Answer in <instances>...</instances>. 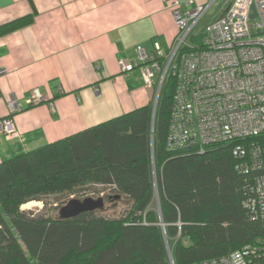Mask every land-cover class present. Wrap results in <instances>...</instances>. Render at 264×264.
<instances>
[{
  "label": "trees",
  "instance_id": "1",
  "mask_svg": "<svg viewBox=\"0 0 264 264\" xmlns=\"http://www.w3.org/2000/svg\"><path fill=\"white\" fill-rule=\"evenodd\" d=\"M30 21L0 25V36ZM174 87L168 72L153 120L147 105L0 162V264H193L264 242V171L238 169L235 143L169 149ZM252 140L264 145V133ZM98 188L129 202L124 214L20 209Z\"/></svg>",
  "mask_w": 264,
  "mask_h": 264
},
{
  "label": "crops",
  "instance_id": "2",
  "mask_svg": "<svg viewBox=\"0 0 264 264\" xmlns=\"http://www.w3.org/2000/svg\"><path fill=\"white\" fill-rule=\"evenodd\" d=\"M190 1L188 9L209 2ZM221 1L211 20L231 2ZM27 17L0 36V116L11 98L22 107L10 114L15 134L0 135V162L152 105L155 84L118 65L137 46L171 52L178 29L162 0H0V25ZM35 89L44 100L27 107Z\"/></svg>",
  "mask_w": 264,
  "mask_h": 264
},
{
  "label": "built area",
  "instance_id": "3",
  "mask_svg": "<svg viewBox=\"0 0 264 264\" xmlns=\"http://www.w3.org/2000/svg\"><path fill=\"white\" fill-rule=\"evenodd\" d=\"M162 1L178 29L171 52L165 55L158 44L153 53L137 46L131 63L119 62L120 73L139 69L147 86L155 84L153 120L162 83L171 72L175 87L167 131L169 149L196 147L200 151L213 144L235 143L238 169L264 171V145L252 140L264 133V0H231L222 15L205 25L202 44L196 47L187 38L217 0L189 9L190 0ZM182 48L189 51L181 53ZM43 100L35 89L25 105ZM8 108L10 113L0 116V135L6 137L15 134L10 114L22 107L11 98ZM256 178L255 200L264 222V174ZM193 264H264V242Z\"/></svg>",
  "mask_w": 264,
  "mask_h": 264
},
{
  "label": "rangeland",
  "instance_id": "4",
  "mask_svg": "<svg viewBox=\"0 0 264 264\" xmlns=\"http://www.w3.org/2000/svg\"><path fill=\"white\" fill-rule=\"evenodd\" d=\"M223 1L218 0L214 6L208 10L204 18L199 22V24L194 28V30L191 32L189 37L187 38V43L193 47L200 46L203 41V35H204V27L205 25L217 15L219 4H222ZM156 74V81L158 79V74ZM155 86V85H154ZM153 99L155 96V92H152ZM153 105V103H152ZM151 105V107H152ZM99 193L93 192L92 190L87 191V193L83 196H77L79 200H82L87 197H91L93 199L96 198H103L104 200V207L100 212H98L100 215L111 217V218H117L120 217L124 212L127 210L129 206V202L124 200L123 198H119L117 195L111 194L108 190L105 188H98ZM62 196V195H61ZM60 195H51L47 202L46 207L43 206L42 203L35 202L28 206V208L23 209V205L21 206V210H31L35 215L39 214H46L50 216H54L58 214L59 207L62 203L68 202L67 199L59 198ZM75 196H70L68 199H77ZM156 200V199H155ZM56 203H53L55 202ZM30 203V202H29ZM25 205V204H24Z\"/></svg>",
  "mask_w": 264,
  "mask_h": 264
},
{
  "label": "water",
  "instance_id": "5",
  "mask_svg": "<svg viewBox=\"0 0 264 264\" xmlns=\"http://www.w3.org/2000/svg\"><path fill=\"white\" fill-rule=\"evenodd\" d=\"M251 17H254V13ZM103 207L104 200L101 197L96 199L87 197L82 200L70 199L66 204L59 208L58 216L60 219H71L82 213L100 211Z\"/></svg>",
  "mask_w": 264,
  "mask_h": 264
},
{
  "label": "bare ground",
  "instance_id": "6",
  "mask_svg": "<svg viewBox=\"0 0 264 264\" xmlns=\"http://www.w3.org/2000/svg\"><path fill=\"white\" fill-rule=\"evenodd\" d=\"M33 203H35V202H30V203H27V204L23 205V209L28 208V206L33 204Z\"/></svg>",
  "mask_w": 264,
  "mask_h": 264
}]
</instances>
